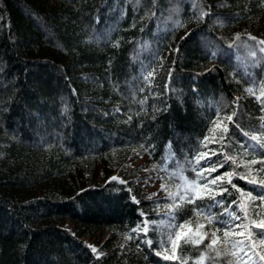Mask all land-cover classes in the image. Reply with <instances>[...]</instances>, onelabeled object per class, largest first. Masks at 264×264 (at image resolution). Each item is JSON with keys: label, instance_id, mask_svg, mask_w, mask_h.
Masks as SVG:
<instances>
[{"label": "trees", "instance_id": "trees-1", "mask_svg": "<svg viewBox=\"0 0 264 264\" xmlns=\"http://www.w3.org/2000/svg\"><path fill=\"white\" fill-rule=\"evenodd\" d=\"M260 41L264 0H0V264H182L181 255L183 264H264L254 254H264L259 238L252 259L208 249L202 259L203 244L181 253L169 243L172 257L156 254L169 193L182 191V177L195 178L191 161L207 130L228 124L217 111L235 112L239 127L228 124L227 149L208 144L218 153L211 161L221 152L236 159L211 174L233 173L221 185L229 191L213 194L225 208L236 201L235 210L260 192L247 167L256 159L253 170L264 168V151L245 155L240 146L253 143L241 130L264 133ZM91 160L109 169L98 180L72 178L69 167ZM154 171L165 194L149 189ZM192 208L185 204L175 223L206 224ZM146 220L161 227L146 236ZM259 224L249 227L260 232ZM217 236L213 247L225 239Z\"/></svg>", "mask_w": 264, "mask_h": 264}, {"label": "snow or ice", "instance_id": "snow-or-ice-1", "mask_svg": "<svg viewBox=\"0 0 264 264\" xmlns=\"http://www.w3.org/2000/svg\"><path fill=\"white\" fill-rule=\"evenodd\" d=\"M239 40V36L236 37ZM249 39H254L249 37ZM261 44H264V41H260ZM231 46V45H230ZM213 57L217 55L216 52L211 53ZM151 75V73H149ZM171 75V73H169ZM147 80V76L145 77ZM167 88L168 85H165ZM248 92H253V88L247 89ZM259 100L260 98L257 97ZM261 103H264L262 101ZM236 113L233 112L232 115H228L226 117H221L220 111H217L216 120L222 121L226 118L228 124H232L235 127H239L238 123L234 120ZM216 120L212 121L214 125H216ZM228 124H224L222 129L217 125L214 128H209L207 131L209 135H205L203 140L200 142V146L198 147L196 154L193 156L191 161L192 171L195 173L194 179L183 178L184 184L179 186L182 188L181 192L177 194L169 193L170 203L166 204L165 207L169 209L167 213L168 224L164 226L165 235L162 236L159 241L160 247L162 249H166L169 246V243L175 245L178 249H180L181 253L184 251L183 245H204L203 249H197L201 253V258L203 259L205 256L204 249H208L209 252L215 253L216 257H220L226 252H231L233 256L237 258V261L242 260L245 256H249V252L252 251L251 243L255 242L256 238H259L261 243H264V178L257 179L256 177L264 175V168H257L253 170L251 165H255L258 163L256 159H252L250 161V165L247 167L248 175H252L253 171H255V176L250 179L248 182L253 185H257L260 189V192L256 195L252 193L247 194V203H241L236 206L235 210L233 209V205H236V201H233L226 208L224 207V201L222 199H217V196L213 193H218L220 196H224L229 189L227 187H222L221 185L224 183V176L231 177L233 173L227 172L220 176L211 177L213 172L218 171L219 168L224 167L225 163L229 160L232 161L233 164L236 163V159L234 157L229 156L226 152H221L219 155L223 156L222 160L211 161V156L217 155V151L215 149H209L208 144L212 142H217L224 149L229 147V143L232 140V137L229 135L230 129ZM217 131L220 132L219 135H216ZM242 131V134L250 139L253 143L250 145H243L241 143V147L245 149V155L249 154V150L252 152L256 151H264V133L252 134L247 131ZM207 149V151L201 150ZM211 153V156L209 155ZM259 163L264 164V157L259 160ZM207 172V175L204 173ZM211 177V178H210ZM115 179V178H113ZM217 181H221V184H217ZM227 183H231L229 179ZM215 186L212 188L210 186ZM233 187H235L233 185ZM162 190L164 189V185L161 186ZM197 189H207L206 192H198ZM239 191V189H237ZM259 201V205L256 206V210L253 211L251 208V204ZM197 201H200L198 204ZM185 204L193 205L191 209L193 216H203L206 220V224L201 223L199 221H195L192 217H189L186 220L181 221L179 224L175 223L177 219V213L181 210ZM220 207L223 209L219 215H213L208 210L213 207ZM160 207V205H157ZM223 217V218H221ZM260 219L262 222L259 224V227L262 229L260 232H255L250 229V224H256L257 219ZM247 221V222H245ZM145 227L143 228L144 234H147L152 231L155 232L157 228L161 227L155 221H144ZM195 224V228L191 227ZM188 226V233H184L179 231V229H184ZM137 229H133V231H137ZM240 229V231H236ZM245 230H247L245 232ZM193 231H199L201 235L198 238H193L189 233ZM223 232L225 239L221 241L222 246L213 247V245H217L218 240L220 239L217 236V233ZM173 235L175 239H173ZM230 235L235 236H248L252 237L253 240L250 242L247 239L235 240L228 239ZM207 238L210 243L204 244V240ZM179 241L180 243H177ZM149 247L153 244V240L149 237L145 241ZM93 252H96V249H92ZM157 255H160V251L157 250ZM255 255H259L261 260H264V254L262 253H254ZM165 259H169V257H164ZM176 259H180L183 264V257L175 256ZM209 260L213 258L208 256ZM249 259H252L249 256ZM255 264V261H253Z\"/></svg>", "mask_w": 264, "mask_h": 264}, {"label": "rangeland", "instance_id": "rangeland-1", "mask_svg": "<svg viewBox=\"0 0 264 264\" xmlns=\"http://www.w3.org/2000/svg\"><path fill=\"white\" fill-rule=\"evenodd\" d=\"M257 30H258L257 27H255L254 31H257ZM149 73L151 72L146 73L144 76V80H145V77L147 76V80H145L144 82L145 86L149 85V83L151 82L152 75H149ZM257 96H259V94H257ZM103 102L104 101H102V103ZM111 105H114V104H111ZM142 159L144 160L143 157ZM145 163L147 164V166L152 165L150 162H147V161H145ZM107 169H109V165L107 164L104 165L102 161L91 160V161H87V162L80 163L77 165H72L71 167H69V174L72 176V178L77 179L78 181L87 182L90 179L98 180L105 173ZM152 175L154 176V179L152 180L151 186L149 187V189L151 191H157L159 195L165 194V192L162 191V188H161L162 180L159 179V173L157 171H154L152 172ZM258 222L261 223L262 221L258 218ZM64 224L65 226H68L69 222L66 221ZM160 254L165 257L166 256L172 257L174 254L173 246H169L166 249H161Z\"/></svg>", "mask_w": 264, "mask_h": 264}]
</instances>
